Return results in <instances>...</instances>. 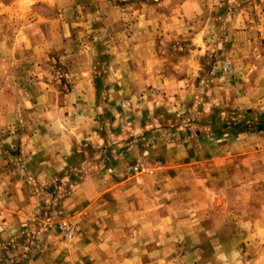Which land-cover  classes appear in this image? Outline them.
<instances>
[{
	"label": "crops",
	"instance_id": "crops-1",
	"mask_svg": "<svg viewBox=\"0 0 264 264\" xmlns=\"http://www.w3.org/2000/svg\"><path fill=\"white\" fill-rule=\"evenodd\" d=\"M24 2L12 13L31 29L0 55V264H200L230 254L222 264H264V132L199 144L157 136L162 122L154 142L143 126H123L119 136L101 129L99 68L75 52L78 23L60 6L81 0H50L49 17L23 14ZM101 9L106 31L124 21L119 8ZM237 34L248 38L234 51L244 54L239 71L248 69L239 85L250 87L252 36ZM53 55L63 61L50 62ZM111 81L109 99L125 86ZM256 85L235 103L264 111V82ZM151 106L134 115L152 114Z\"/></svg>",
	"mask_w": 264,
	"mask_h": 264
},
{
	"label": "rangeland",
	"instance_id": "rangeland-1",
	"mask_svg": "<svg viewBox=\"0 0 264 264\" xmlns=\"http://www.w3.org/2000/svg\"><path fill=\"white\" fill-rule=\"evenodd\" d=\"M18 1L0 0L3 58L12 47H21L16 33L31 29L25 17L12 13V6ZM52 2L25 0L21 12L31 15L35 11L49 17L47 11L56 12ZM103 3L119 8L124 16V21L109 25L108 31L101 17ZM60 6L67 8V14L71 19L76 17L78 23L79 29L72 37L75 52H87L84 55L90 56L99 68L95 76L99 101L96 120L101 129L108 128L119 136L123 126H143L151 129L143 131L142 136L147 133L149 142H154V124L162 122L156 134L159 137L214 144L220 140L213 133L222 124L237 120L256 122L259 114L264 115V111L235 103L237 98L255 93L260 89H255L260 87L256 84L264 82V0H81L79 7L67 3ZM96 19L98 23L94 24ZM241 32H251L252 36L249 46L253 51L246 49L250 55L246 60L253 68L251 77L247 76L248 80L253 79L250 87L239 85L245 83L248 74L247 67L239 71L237 65L244 54L234 52L240 48L239 43L245 46L248 39L237 34ZM49 61L63 60L53 55ZM155 73L165 77L163 85L157 75L152 77ZM112 79H123L125 86L109 99ZM145 102L151 103L152 114L146 113L143 118L134 115ZM107 109L114 111L113 115ZM128 113L131 117L124 118ZM222 136L221 141L238 138L226 133ZM203 261L200 264L232 263L233 254L215 262L207 258Z\"/></svg>",
	"mask_w": 264,
	"mask_h": 264
},
{
	"label": "trees",
	"instance_id": "trees-1",
	"mask_svg": "<svg viewBox=\"0 0 264 264\" xmlns=\"http://www.w3.org/2000/svg\"><path fill=\"white\" fill-rule=\"evenodd\" d=\"M259 120L256 122L246 123L242 121H233L231 123L222 124L223 127L218 128V131L214 132L216 139L222 138L223 134H228V136L237 137L246 133L264 132V115L259 114ZM226 127V130H221Z\"/></svg>",
	"mask_w": 264,
	"mask_h": 264
},
{
	"label": "built area",
	"instance_id": "built-area-1",
	"mask_svg": "<svg viewBox=\"0 0 264 264\" xmlns=\"http://www.w3.org/2000/svg\"><path fill=\"white\" fill-rule=\"evenodd\" d=\"M132 170H133L134 172H137V171L141 170V166H140V164H138V165H136L135 167H133ZM61 230L64 232V235H65V237H66L67 239H71V237H72V232H71V230H70L67 226L62 225V226H61Z\"/></svg>",
	"mask_w": 264,
	"mask_h": 264
}]
</instances>
